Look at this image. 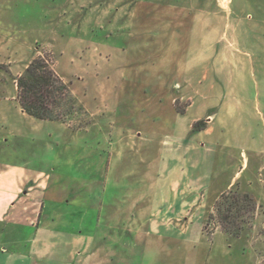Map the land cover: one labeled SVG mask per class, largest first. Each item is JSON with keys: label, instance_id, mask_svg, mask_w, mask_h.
<instances>
[{"label": "rangeland", "instance_id": "374dc122", "mask_svg": "<svg viewBox=\"0 0 264 264\" xmlns=\"http://www.w3.org/2000/svg\"><path fill=\"white\" fill-rule=\"evenodd\" d=\"M35 57L53 120L17 101ZM176 135L200 190L167 222ZM221 194L253 204L237 235ZM0 201L33 222L0 223V264H264V0H0Z\"/></svg>", "mask_w": 264, "mask_h": 264}, {"label": "trees", "instance_id": "16d2710c", "mask_svg": "<svg viewBox=\"0 0 264 264\" xmlns=\"http://www.w3.org/2000/svg\"><path fill=\"white\" fill-rule=\"evenodd\" d=\"M17 101L21 110L39 120H53L55 118L53 105L58 93L64 92L67 87L61 79L49 69L46 59L35 57L25 66L23 74L16 78ZM183 114L182 110L177 109ZM206 128L203 120L193 123V131H202ZM251 210V199L244 195L221 194L217 203L219 220L226 232L237 235L238 218L241 210ZM233 210L235 212H233ZM223 211V212H222ZM233 212V213H232Z\"/></svg>", "mask_w": 264, "mask_h": 264}, {"label": "crops", "instance_id": "0c3cea01", "mask_svg": "<svg viewBox=\"0 0 264 264\" xmlns=\"http://www.w3.org/2000/svg\"><path fill=\"white\" fill-rule=\"evenodd\" d=\"M196 120V119H194ZM193 120V121H194ZM207 127L201 132H210L212 126L210 122L206 121ZM195 137H186L181 135H176L170 138L169 145L166 144L164 148V155L162 160H165V163H161L163 174L161 177L164 185L167 187V192H171L173 196L165 195L162 205L166 208V214L168 215L165 218L167 222L178 221L180 217L183 218V208H188L192 206L196 200V193L200 190L199 180L200 175L194 174V160L188 159L190 156L188 152H191L197 149V146L194 145ZM162 161V162H163ZM191 161V162H190ZM193 162V163H192ZM164 164V165H163ZM185 164V165H184ZM189 165V167L187 166ZM247 163L245 161L241 164V172L246 168ZM198 173V171H196ZM231 184V183H230ZM228 184V185H230ZM196 192V193H195ZM195 193V195H194ZM11 205L10 207H13ZM2 201H0V223L7 222V224H14L15 226H24L25 224H33V222L27 217H12L11 220H8L6 216L7 212L4 209ZM173 212V213H172ZM19 213H27L26 210H20ZM181 215V216H179ZM7 220V221H6ZM166 222V221H163ZM12 231V230H11Z\"/></svg>", "mask_w": 264, "mask_h": 264}]
</instances>
